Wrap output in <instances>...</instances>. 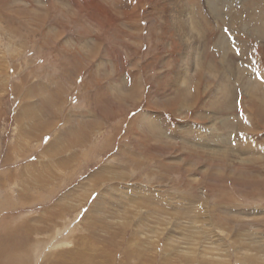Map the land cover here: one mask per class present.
<instances>
[{"label": "rangeland", "instance_id": "374dc122", "mask_svg": "<svg viewBox=\"0 0 264 264\" xmlns=\"http://www.w3.org/2000/svg\"><path fill=\"white\" fill-rule=\"evenodd\" d=\"M0 177V256L264 264V0H0Z\"/></svg>", "mask_w": 264, "mask_h": 264}, {"label": "bare ground", "instance_id": "6f19581e", "mask_svg": "<svg viewBox=\"0 0 264 264\" xmlns=\"http://www.w3.org/2000/svg\"><path fill=\"white\" fill-rule=\"evenodd\" d=\"M243 1V0H242ZM210 5L212 6V11H213V13H214V15H215V17L216 18H214L215 20H217V22H218V27H216V28H214V27H210L209 26V22H208V20L201 14V17H200V22L198 21V27L200 28V27H209L208 28V33H213V34H216V31L217 30H219L220 28H221V30L222 31H224V32H226L225 31V29H224V21L220 18V16H219V13H218V10H217V8H216V3H214V2H211L210 3ZM194 7V6H193ZM190 14V13H189ZM177 16V15H176ZM178 17H176V19H177ZM188 19H190V18H188ZM186 20L187 19H179V23L180 24H182V27H184V25H185V22H186ZM204 29V28H203ZM193 30H195V29H192V31ZM197 32V31H196ZM241 39V38H240ZM221 40V39H220ZM223 40L222 41H218L217 43H220L221 44V46L223 47L224 45H223ZM225 47V46H224ZM242 77V76H241ZM224 90V89H223ZM233 93V92H232ZM48 101V100H47ZM42 102V101H41ZM46 103H49V102H45V103H38L37 105H44V109H47V110H49L50 108L48 107V104H46ZM46 104V105H45ZM236 107V106H235ZM52 112H54L53 111V109H52ZM64 125V124H63ZM10 162V161H9ZM109 174H111V175H113V176H115V174L114 173H109ZM123 176H124V174H123ZM105 177H106V175L105 176H103L102 175V177H100V179H102V180H105ZM9 182H13V180H10ZM15 182V181H14ZM1 184H3V187L6 185V181H4L1 177H0V185ZM19 190V189H18ZM18 194V193H17ZM93 194L94 193H92L91 195H90V197L88 198V200H85V199H83V201H81V197L80 196H78V195H74L73 193H70V195H71V197H72V200L70 199V202H68L67 201V198H68V195L66 196V197H64L63 199H61L63 202L64 201H67V203L63 206V205H61V206H58V210H55V209H53V210H51L50 208L53 206V205H56V201L54 202V203H52V204H50L49 206L48 205H46L45 207L47 208V209H45L43 212H41L42 214H40V219L44 222V226H42V227H38V228H36L35 230H34V232H35V234L36 235H34V233L30 230L31 229V227H30V222L29 223H22L24 226H28L29 228H27V227H24V226H22V228H19L18 229V227L19 226H17V229H16V227L15 228H13V229H11V231L8 233V234H5L3 237L5 238V240H6V244H5V246H4V251L6 252V254L5 255H7V256H0V264H31L30 263V257H29V252L31 251V249L32 248H35L36 249V245L38 246V249L36 250V251H38V250H42V249H44L46 246H47V244H48V246H51V245H65V244H67L66 243V241L64 242V241H58L57 239L59 238V236L57 235V236H55L54 234L52 235V234H49V231L51 230V229H53L58 223L56 222L57 221V218L62 214V213H66V212H68V213H71V211H74L75 209H76V207H81V209H80V211H79V213H81V211H82V209L84 208L85 209V207H86V205H85V202L88 204L89 203V201H90V199H91V197L93 196ZM116 194V193H115ZM8 195V194H7ZM128 195V194H127ZM101 195H96V200L93 202L94 204H93V206L92 207H95V209L97 210V211H99L100 210V208H97L98 206H97V203L99 204V205H101L102 203H103V205H105V204H108V199L107 198H101L100 197ZM126 196V195H125ZM20 199H21V201H25V202H28V201H30V200H32V198H30V197H32V195L30 194V192L28 191V192H23L20 196ZM103 197V196H102ZM61 198V197H60ZM38 199V198H37ZM43 199L44 198H42V200L41 201H43ZM133 199H135L136 200V198H133ZM6 200L9 202V204L11 203L12 204V202L11 201H13V197L11 196V194L10 195H8V196H6ZM46 200V199H45ZM36 202V201H35ZM31 203V202H30ZM58 203H60L59 202V200H58ZM131 203V202H130ZM6 205V204H5ZM13 205H14V203H13ZM110 205V204H109ZM57 206V205H56ZM111 206V205H110ZM134 207V206H133ZM105 208H107L106 206H105ZM108 208H110V207H108ZM142 208H143V206H135V208H134V213L133 214H131V211H130V215L132 216V215H134V216H136V217H139V215H140V213L138 212L139 210H142ZM94 209V208H93ZM101 209H104L103 207H101ZM43 210V209H42ZM66 210V211H65ZM78 210H79V208H78ZM107 210V209H106ZM76 211V210H75ZM77 212V211H76ZM96 212V211H95ZM15 214V213H14ZM50 214H52V215H50ZM75 214V213H74ZM91 214H93V213H91ZM50 215V216H49ZM49 216V217H48ZM65 218H67V217H65ZM64 218V219H65ZM76 218V217H75ZM59 219V218H58ZM140 219V218H139ZM76 220V219H75ZM173 220V219H172ZM75 228V227H74ZM74 228H72V229H74ZM72 229H71V231H72ZM67 230V229H66ZM20 231V232H19ZM70 231V232H71ZM54 233L55 232H57V231H53ZM44 235V236H47L46 238H41V237H38V235ZM33 235L35 236V237H38L37 239H35V240H32V237H33ZM28 237H29V240H31L33 243H34V247H32V248H30V247H25V246H22L19 250H23V252L22 253H20V251H18L17 253H15V255L14 256H11V251H13L14 252V250H16L19 246H21V244L22 243H24L26 240H28ZM38 240V241H37ZM37 242V243H36ZM60 242H62V243H60ZM32 243V244H33ZM11 248L13 249V250H11ZM24 248V249H23ZM2 250H3V248H2ZM12 252V253H13ZM55 250H50L49 251V255H47V256H44L43 258H41L42 260V262H38V261H35V264H91V263H93L97 258H95V257H97V256H67V255H65V253H61V254H59V255H57V256H55ZM4 253V252H3ZM67 254V253H66ZM8 255H10V256H8ZM19 255V256H18ZM26 255V256H25ZM73 255V254H72ZM77 255V254H76ZM36 257V256H35ZM37 258V257H36ZM66 258V259H65ZM23 259L25 260V261H23ZM32 259H34V258H32ZM68 259V260H67ZM36 260V259H35ZM107 262L105 261V264H106Z\"/></svg>", "mask_w": 264, "mask_h": 264}]
</instances>
